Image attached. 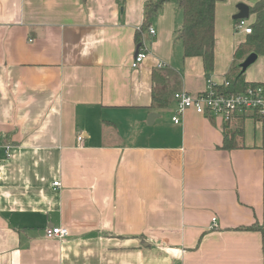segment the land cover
<instances>
[{"label":"crops","instance_id":"0c3cea01","mask_svg":"<svg viewBox=\"0 0 264 264\" xmlns=\"http://www.w3.org/2000/svg\"><path fill=\"white\" fill-rule=\"evenodd\" d=\"M153 1L0 0V264H264V234L238 230L264 220V122L244 118L227 151L222 120L173 121L177 92L226 83L238 6L254 4L217 3L208 77L175 3L145 29ZM137 34L149 56L133 69ZM245 82L264 87V57Z\"/></svg>","mask_w":264,"mask_h":264},{"label":"trees","instance_id":"16d2710c","mask_svg":"<svg viewBox=\"0 0 264 264\" xmlns=\"http://www.w3.org/2000/svg\"><path fill=\"white\" fill-rule=\"evenodd\" d=\"M227 0H154L147 5L145 29L150 27L151 20L159 10L167 3H175L183 15L182 26L176 31V40L183 46L185 58H201L207 76L214 71L216 48V6L219 2ZM254 21L251 24L252 33L246 35L234 56V65L226 76L228 86H220V91L227 94H238L255 86L245 82V75L240 76V64L251 53L264 57V0H255L250 7ZM250 15V16H251ZM142 38L137 34V43L141 44ZM177 83V82H176ZM176 88H168L155 91L153 103L166 107L170 104ZM233 126L232 122L224 128L222 149L231 151L244 147V117H238ZM239 231L260 232L264 234V220L256 221L249 227L240 228Z\"/></svg>","mask_w":264,"mask_h":264},{"label":"built area","instance_id":"2783aa9c","mask_svg":"<svg viewBox=\"0 0 264 264\" xmlns=\"http://www.w3.org/2000/svg\"><path fill=\"white\" fill-rule=\"evenodd\" d=\"M149 35L155 36L156 30L150 28ZM235 32L245 35L252 33L251 24L248 19L236 20ZM148 51L144 48V43L139 44V49L135 55L131 67L138 69L148 58ZM160 68L164 64H159ZM207 90L194 95L187 91H180L174 95L176 102V115L173 118L174 123L180 122V116L185 112L192 110L199 115H205L214 120H222L225 124L232 122L238 117L256 118L264 122V87L261 84H256L248 88L243 93L227 94L220 91V86L214 83L211 79L207 80ZM228 86V83L223 84ZM221 85V86H223ZM82 141L83 138L79 137ZM7 156L10 158V153L7 150ZM59 186V182L54 183ZM216 219L213 220L215 223ZM69 236V231L65 228L53 227L46 229V237L48 239H65Z\"/></svg>","mask_w":264,"mask_h":264},{"label":"water","instance_id":"95a60500","mask_svg":"<svg viewBox=\"0 0 264 264\" xmlns=\"http://www.w3.org/2000/svg\"><path fill=\"white\" fill-rule=\"evenodd\" d=\"M238 14L235 16V20H241V19H249L251 15L250 7L244 3L239 4L238 6ZM259 58V55L256 53H251L247 58L240 64V76L245 75L248 69L253 66ZM158 117L155 114H151L149 117V124H152L154 119Z\"/></svg>","mask_w":264,"mask_h":264},{"label":"rangeland","instance_id":"374dc122","mask_svg":"<svg viewBox=\"0 0 264 264\" xmlns=\"http://www.w3.org/2000/svg\"><path fill=\"white\" fill-rule=\"evenodd\" d=\"M248 1V3L247 4H249V5H252V4H254V2H255V0H247ZM241 3H244V2H241ZM244 4H246V3H244ZM182 14V13H181ZM254 21V16L253 15H251L250 17H249V19H248V22L249 23H252ZM235 32V31H234ZM235 34L238 36L237 38H239V39H242V37H244V36H242L243 35V33H237V32H235Z\"/></svg>","mask_w":264,"mask_h":264}]
</instances>
